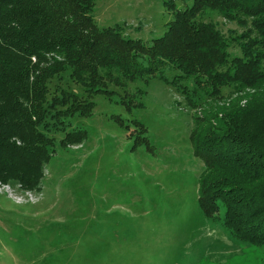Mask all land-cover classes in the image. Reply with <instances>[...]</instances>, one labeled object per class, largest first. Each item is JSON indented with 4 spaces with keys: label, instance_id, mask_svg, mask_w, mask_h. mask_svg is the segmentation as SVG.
Masks as SVG:
<instances>
[{
    "label": "trees",
    "instance_id": "obj_1",
    "mask_svg": "<svg viewBox=\"0 0 264 264\" xmlns=\"http://www.w3.org/2000/svg\"><path fill=\"white\" fill-rule=\"evenodd\" d=\"M175 8L165 35L147 43L123 36L120 25L99 26L96 0H0V180L41 190L55 138L79 145L87 132H66V119L90 116L93 95L111 97L109 85L125 87L158 77L179 90L192 107L232 93L264 87V0H193ZM207 10L243 27L228 39ZM231 42L240 54L232 55ZM35 58V59H34ZM69 72V74L67 73ZM68 74L85 87L81 96L54 79ZM193 83V84H192ZM192 84V85H191ZM130 109L128 102L122 101ZM227 110V109H226ZM215 112L214 123L192 132L194 155L204 163L198 201L239 241L264 245V92L245 106ZM220 113V114H219ZM222 114V115H221ZM124 126L122 120L118 119ZM128 126V125H125ZM135 146L153 150L136 122Z\"/></svg>",
    "mask_w": 264,
    "mask_h": 264
},
{
    "label": "rangeland",
    "instance_id": "obj_2",
    "mask_svg": "<svg viewBox=\"0 0 264 264\" xmlns=\"http://www.w3.org/2000/svg\"><path fill=\"white\" fill-rule=\"evenodd\" d=\"M170 1L176 8L193 3L96 0L93 15L101 27L120 25L124 37L152 43L174 19ZM202 19L218 23L228 39L244 29L212 10ZM230 51L240 54L238 44L231 42ZM68 74L53 82L87 95ZM108 89L111 97H91L92 115L66 119V132H87L83 143L64 147L66 133L51 134L54 153L33 201L0 191V264H264V245L242 243L224 226V206L217 219L201 209L204 163L192 140L193 131L215 122V112L247 105L264 87L232 93L225 86L223 98L198 107L158 77ZM136 122L153 150L135 146Z\"/></svg>",
    "mask_w": 264,
    "mask_h": 264
},
{
    "label": "built area",
    "instance_id": "obj_3",
    "mask_svg": "<svg viewBox=\"0 0 264 264\" xmlns=\"http://www.w3.org/2000/svg\"><path fill=\"white\" fill-rule=\"evenodd\" d=\"M16 185H17V187H16V189H14L10 185H7L6 183H3L0 180V191L3 188H6V189H4L6 191V193H8L9 195H11L12 197L11 196L10 197L13 198V199H15L16 201L17 200H21L24 203H26L28 201H33V199H34L33 191H31V190H24L23 187H22V185L19 184V183H17Z\"/></svg>",
    "mask_w": 264,
    "mask_h": 264
}]
</instances>
